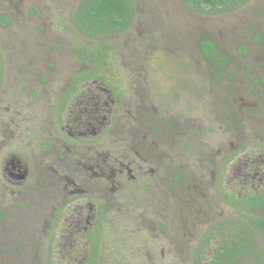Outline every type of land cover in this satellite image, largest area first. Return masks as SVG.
Wrapping results in <instances>:
<instances>
[{"label":"trees","instance_id":"16d2710c","mask_svg":"<svg viewBox=\"0 0 264 264\" xmlns=\"http://www.w3.org/2000/svg\"><path fill=\"white\" fill-rule=\"evenodd\" d=\"M72 1L70 9L61 11L55 19L52 15L49 25L54 39L66 51L65 60L73 61L74 69L69 71V81L50 94L41 86L32 88L28 70L37 66L40 59L49 70L56 68L46 55L55 51L56 41L22 36L12 39L3 31L13 24L12 17L8 13L0 16V103L3 102L0 105V158L18 153L27 162L22 179L16 182L5 177L0 160V227L3 231L0 255L7 256L10 249L14 247L15 251L16 247L23 259L18 263L22 261V264H264L263 138L251 140L263 163L250 166L241 180L229 181L227 169L241 153L240 149L247 145H242L243 137L235 135L243 122L239 112L226 106L224 97L216 105L211 101L210 110L216 111L219 122L205 127L202 121L188 119L190 108L184 106L185 103L195 106L194 101L200 103L190 78L184 75L191 68L186 58L189 54L200 53L205 75L220 84V88L226 73L237 78L232 72L235 63L239 64V69L244 65L211 35L201 36V28L221 27L223 18L231 19L232 13L233 22L244 14L239 25L248 21V25L259 20L264 22V4L261 0H179L192 14L188 20L192 26L184 36L174 34V28L159 27L170 31L167 33L170 41L163 49L164 59L157 61L155 73L158 75L155 74L154 82H148L132 68L141 56L140 48L135 49L136 1ZM29 14L28 18H33L42 13L32 7ZM40 29L44 30V26ZM253 36L255 42L263 41L259 31ZM10 43L26 45L20 48L23 56L15 65ZM33 44L39 48H27ZM240 48L248 54L246 45ZM120 51L131 55V61L122 57ZM245 66L248 71L254 68L250 63ZM127 74L134 80L133 90L126 89ZM41 80L47 82V75ZM260 82H264V77ZM88 87L89 95L85 101H80L84 100L82 93ZM4 89L9 94L4 93ZM13 92L18 94V99L13 97ZM126 95L132 98L133 109L124 114L121 107ZM6 108H10L8 115H5ZM213 125L221 135L214 132L216 136L209 135L205 139L204 135L212 133ZM93 129L99 134L90 133ZM158 135L162 138L159 145L167 149V156L156 151L153 141ZM214 144L218 146L212 148ZM82 145L89 150L81 151ZM106 146L112 149L109 156H115L113 167L110 160H105ZM132 150L153 155V158H140L148 163L144 166L128 162L127 154L137 155ZM158 154L162 157H157ZM89 164L92 172L88 170ZM149 167L154 173L152 177L140 178L149 174ZM107 172H115V185L109 184L104 175ZM208 179L211 180L206 185L210 199L206 200L200 196V190L205 187L202 182L207 183ZM156 186L159 193H163L160 203L166 210L160 215L154 213L150 201L145 202L138 194L146 192L154 199ZM182 196L185 200L181 202ZM78 197L87 201L88 209L84 211L86 217L77 218L82 230L75 233L74 240L77 246L81 242L84 246L78 255L77 249L73 251L76 257L80 256L77 260H59L62 214L65 210L70 214ZM34 201L39 210H35ZM114 202H131L136 211L133 214L136 218L140 215L146 218L147 225L139 220L142 217L135 218L137 224L125 229L121 225L123 218L117 213L110 215ZM184 203L193 209L194 215L210 222L192 249H187L186 244L191 241L194 227L189 228L190 234L188 230L182 232L184 219L188 218L180 213ZM30 206L34 214L26 210ZM171 207L176 208V216L181 219L176 221L178 234L186 236L174 243L167 237L168 233H173ZM214 211L220 215L213 216ZM42 222L45 225L35 231V226ZM32 231H35L33 236ZM24 234L28 237L25 244L15 246V238ZM134 244L142 246L137 250ZM25 250L31 254L23 252ZM186 250L190 258L183 256ZM18 263L9 259L1 264Z\"/></svg>","mask_w":264,"mask_h":264},{"label":"rangeland","instance_id":"374dc122","mask_svg":"<svg viewBox=\"0 0 264 264\" xmlns=\"http://www.w3.org/2000/svg\"><path fill=\"white\" fill-rule=\"evenodd\" d=\"M136 6H137V19L136 24L134 26V31L137 33V48L138 53L140 52L141 56H138V61L132 65V68L134 71L138 73V75L148 81V82H154L153 78L155 77V74L158 75V73H155V70L157 68V61H160L163 58L164 50L168 43L169 39L167 37V33L170 31H164L160 30L159 27H163L164 29H175L172 31L174 34H178L179 36H184L189 28L192 26V23H189L188 21L190 17L192 16L191 13L187 12L184 6L181 5L179 0H135ZM73 3L72 0H0V16L8 13L12 19L13 24L8 25L4 28V32L6 35L11 37L12 39L15 36H22L27 39L35 40L36 38H45L47 40H54L56 41V49L54 52H48L46 53L44 50V55L49 57L50 62H54L56 65V68L54 70H49L42 61L43 59H40V62L37 66H33L28 70V75L30 76V80L32 83V88H35L36 86H41L42 88H46V91L51 93L53 89L60 88L64 83L69 81L70 79V70L74 69V63L73 61L65 60L66 57V51L63 49L60 43L57 42V40L54 39L55 36L54 32L52 30V27L49 25V22L51 18L55 19L57 17V14H61L60 12H65L66 9H70L71 4ZM261 4H264V0H261ZM32 7H36L39 12H41V16H35L33 18H28L30 16V12ZM56 14V15H55ZM244 16L242 14L240 17L238 16L234 22L232 21V18L235 17V15L231 14L230 18H223V20L227 21L226 24H224L225 21L220 22L221 27H214L210 26L209 28H201L200 35H211L213 38H215L221 47L224 49L229 50L231 55L233 57L240 59V62H243V66L239 69V64L234 66L233 73L237 77L236 79L232 78V75L229 73L225 74V79L222 81V88L220 84L217 82L215 83L212 81L208 76L205 75V72L202 69V62L203 58L201 57L200 53L198 52L195 54H189L187 56V60L191 64V68L189 71L184 73V75H187L193 85L194 91L196 94L200 96V103H196L194 101L195 106L191 107L184 104L185 107H189L188 109L190 113V117H187L191 121L199 122L202 121V126L207 127L208 125L213 123L219 122V116L216 114L215 110H210L211 101L214 105H216L220 98L224 97L226 101V106L233 107L236 111L239 112L240 121L243 119L242 125L240 122V127L236 129L235 135L238 138H242V145H245L244 148L240 149L241 153L237 154L235 162L230 164V167L227 169V173H230V176L228 177L229 181L235 182L239 179L243 178V174H247V170L250 166L255 164L256 162H261V158L257 155V147L252 146V139L262 137L264 140V82H260L261 79L264 77V22H251L252 25H248L246 23L248 22H240ZM218 20H222L221 18H217ZM260 23H263V25H260ZM238 28H234V26ZM40 26H44V30L40 29ZM259 31L262 33L263 41L261 42H255L253 40V34ZM171 32V33H172ZM36 44H38L37 41H35ZM12 45L14 58H13V64L15 65L16 60L23 56L20 52V48L26 47L23 43H20L19 45L10 43ZM9 44V45H10ZM36 44H33L32 48L36 46V50L39 48ZM39 45V44H38ZM246 45L249 52L248 54L244 53V50H241L240 46ZM120 54L122 57L127 59L128 61H131L130 57L131 55H127L126 52L120 51ZM45 55V56H46ZM249 60H248V59ZM20 59V65H21ZM174 61V59H173ZM248 63L252 64L254 68L252 70H246V66ZM27 64H31L30 62H27ZM15 68V67H14ZM33 69V71H31ZM47 75L48 81L42 82L41 78L44 75ZM134 74V73H133ZM134 76H136L134 74ZM137 77V76H136ZM160 85L159 87H161ZM229 88H227V87ZM135 87L134 80H131L129 78V74H127L126 79V89L133 90ZM231 87V89H230ZM89 88V87H88ZM90 88L85 90L82 93V97L85 101V97L89 95ZM4 93L9 94L6 89H4ZM12 96V95H11ZM214 96V99H213ZM13 97L18 99V94L16 92H13ZM122 109L124 111V114H127L128 111L133 109L132 105V98L128 99L127 95L125 96L124 100L122 101ZM3 102L0 103L2 105ZM80 106V104H78ZM2 108H0L1 111ZM7 110L10 111V108H6L5 115H8ZM0 115H2L0 113ZM87 117V116H84ZM127 119V118H126ZM214 126V125H213ZM212 133H209L207 135H204L205 139L206 136H211L216 134H220V130L214 126L213 131H210ZM216 134H215V133ZM90 133H93L95 135L99 134L95 131V129L91 130ZM145 136L142 138L144 139ZM234 139V137H233ZM162 143L161 135L155 136L153 144L156 146L157 152L164 153L165 156L167 154V149L164 150L163 147L159 144ZM210 145V144H208ZM218 145L214 144L212 148H216ZM241 146V145H240ZM105 151L103 154L105 155V160H110V167H113L115 160V156H109L112 155V149L108 146L105 147ZM89 148H85L84 145H82L81 151H88ZM137 153L139 156H134L127 154V161L132 163H138L140 165H147L148 163H145L143 159L148 160L149 158L147 156H150L153 158V155H144L141 153V151L138 150H132ZM172 151V149H171ZM169 150V154L171 153ZM160 154H158L157 157H159ZM2 156V155H1ZM0 156V157H1ZM161 156V155H160ZM167 156V155H166ZM162 157V156H161ZM143 158V159H140ZM114 159V160H113ZM1 160V170L3 174H5V177L11 181H19L22 179V176L24 175V171L26 167L27 162L25 159H23L18 153H10L4 158H0ZM91 164V163H90ZM89 164L88 170L91 171L92 167ZM110 169V168H108ZM13 171V174L11 173ZM199 171V170H198ZM92 172V171H91ZM146 173V172H145ZM198 173V172H197ZM16 174V175H15ZM153 170L151 167H149V174L148 175H141L140 178H144V176H148V178L152 177ZM94 175V174H93ZM106 178L109 180V184H116L117 179L114 173L107 172L104 174ZM259 176V174H258ZM88 178V176H86ZM264 178V174L261 176ZM202 180V179H201ZM211 180L208 179L207 183L202 182L205 187H203L200 191H202V194L200 195L206 200L210 199V191L209 188L206 187L207 184H209ZM228 183L229 181L226 180ZM112 183V184H111ZM197 184V183H196ZM243 189V188H242ZM156 192L154 193L156 196L154 199H152L151 196L148 195V193L139 192L143 198H145V202L150 201L153 206V211L155 214L160 215L164 213L166 210L160 203V199L163 197V193H159V187L156 186ZM35 199L34 197L32 200ZM76 202L73 204V208L70 212V214L67 215V211L65 210L62 214L63 218V225L60 230L59 234V240L58 245L61 246V250L59 252V260H66V258H71L72 260H77V256L74 254L73 251L76 249L78 250L77 255L81 252L83 249L84 243H80L77 246V243L74 240L75 233L82 230L80 227V223L78 222L77 218L82 215L83 217H86L84 211L87 210V201L82 198L78 197L76 198ZM185 200V196L181 197V202ZM134 204L137 202V198L135 197L133 199ZM212 201V200H211ZM35 206V210L39 207L36 205L35 201L33 202ZM140 203V202H139ZM156 204V205H155ZM208 204V203H207ZM32 205V206H33ZM27 207L33 214V208ZM40 207H45V205H40ZM110 215H115L117 213V216L120 218H123V222H121V225L125 227V229L130 225H136L137 222L135 221V218L137 217L135 214H133L135 209L132 206V203H116L114 202V206H111L110 208ZM21 211V210H19ZM113 211V212H112ZM168 211V210H167ZM224 211V210H223ZM180 213L188 218L184 219L185 224L183 225L184 229L182 232L189 233V228L194 227V233H192V236L190 238V242L186 244L187 249H192L195 244L200 240L201 234L208 225L209 220L208 219H201L200 216L194 215L193 209L190 210V207L184 203V205L180 208ZM215 215H220L219 212L214 211ZM28 214V213H27ZM167 214V212H166ZM165 214V215H166ZM30 215V214H29ZM169 215L172 218V232L168 233V240L169 242H177L179 239L183 240L185 237H182L178 234V230H176L178 223L176 222L178 219L181 220L177 215L176 208L171 207L169 211ZM71 216V217H70ZM118 217H115V219H118ZM142 216L140 215L141 218ZM136 218V219H138ZM143 218V217H142ZM164 220L167 219V217H163ZM144 219V220H143ZM139 219L141 220L145 225L147 223L145 221L146 218ZM65 220V221H64ZM120 221V219H119ZM127 222V223H124ZM39 224V225H38ZM37 226H35L34 230L36 231L37 227H42V225H45L44 222L42 224L38 223ZM79 226H75V225ZM2 227V226H1ZM0 227V235H3V231ZM23 230H26V227L23 226ZM39 230V229H38ZM32 231V236L34 235V232ZM190 234V233H189ZM136 236V235H135ZM28 238V237H27ZM26 235H22V237L15 238L14 245L20 246L24 245V241L27 239ZM9 242H6V247H8ZM136 249L138 250L139 246L142 245H136L134 244ZM173 246V245H171ZM10 247V246H9ZM175 247V245L173 246ZM11 248V247H10ZM14 248V247H12ZM10 249L11 252L5 255H0V264L3 261H8L9 259L14 260L15 262H19L20 260H23L17 253L16 247L15 251L13 249ZM165 249H162V251ZM25 252L26 254H31L29 252ZM164 252V251H163ZM72 254V257H70V254ZM188 253V255H187ZM16 254V255H15ZM183 256H187V258H190V252L185 251ZM5 258V259H4ZM139 258V256H138ZM143 256L141 257V259ZM170 263H172V260H169ZM18 264H22V261ZM173 264H176L173 262Z\"/></svg>","mask_w":264,"mask_h":264}]
</instances>
